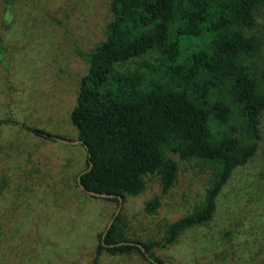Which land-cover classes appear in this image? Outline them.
<instances>
[{"label":"rangeland","instance_id":"374dc122","mask_svg":"<svg viewBox=\"0 0 264 264\" xmlns=\"http://www.w3.org/2000/svg\"><path fill=\"white\" fill-rule=\"evenodd\" d=\"M110 2L15 0L8 13L0 0V264H92L118 207L78 186L86 167L80 143L54 138L78 141L70 112L89 67L80 54L106 38ZM245 32L257 39L246 64L264 84V5ZM230 122L239 125L237 117ZM259 128L254 156L233 170L212 217L183 228L168 246L151 248L162 264H264V110ZM167 155L178 165L173 185L164 192L159 176L147 174L144 189L121 202L117 226L131 240L162 241L211 184V162ZM155 196L159 205L147 212L145 203ZM97 264L151 263L137 251L103 250Z\"/></svg>","mask_w":264,"mask_h":264},{"label":"trees","instance_id":"16d2710c","mask_svg":"<svg viewBox=\"0 0 264 264\" xmlns=\"http://www.w3.org/2000/svg\"><path fill=\"white\" fill-rule=\"evenodd\" d=\"M4 1L11 12L15 0ZM261 5L264 0H111L106 38L80 54L89 67L70 112L86 153L78 186L113 195L102 198L118 205L144 189L145 175L156 174L165 192L178 169L167 151L211 162L213 174L204 199L172 222L162 241L127 238L118 212L92 264L103 250L137 251L151 264L163 263L151 248L166 247L183 228L209 220L233 170L254 156L264 84L246 64L257 39L245 31ZM235 117L238 126L230 122ZM159 202L158 196L147 200L145 210L154 212Z\"/></svg>","mask_w":264,"mask_h":264},{"label":"water","instance_id":"95a60500","mask_svg":"<svg viewBox=\"0 0 264 264\" xmlns=\"http://www.w3.org/2000/svg\"><path fill=\"white\" fill-rule=\"evenodd\" d=\"M54 138L57 139L58 141L67 142V143H69V144H75V143L79 142V141H75V140H68V139H66V138H64V137H59V136H55ZM90 165H91V164H90ZM89 167H90V166H89ZM78 179H79V176L77 177V180H78ZM80 188H82L81 185H80ZM82 189H83V188H82ZM83 190H84V189H83ZM86 192H87L88 194H90V195H93V196H99V197H107V198H108V197H110V196H113V195H109V194H105V193H94V192H90V191H86ZM120 205H121V198H119V204H118V207H117L115 213L113 214L112 218L110 219V221H109V223H108L106 229H105L104 232L102 233V237H101V238H102V244H104L103 238H104V236H105L107 230L110 228V226H111L112 223H113V220H114L115 216H116V215L118 214V212H119ZM137 245H139V244H137ZM139 246H140L141 249H143V247H142L141 245H139ZM155 264H162V263L155 262Z\"/></svg>","mask_w":264,"mask_h":264}]
</instances>
